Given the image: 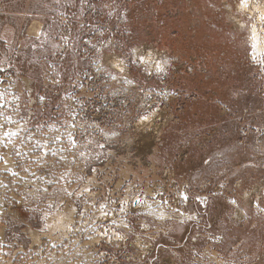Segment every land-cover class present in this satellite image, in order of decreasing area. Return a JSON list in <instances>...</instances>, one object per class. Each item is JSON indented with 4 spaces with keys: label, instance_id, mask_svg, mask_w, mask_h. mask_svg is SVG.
I'll return each mask as SVG.
<instances>
[{
    "label": "rangeland",
    "instance_id": "obj_1",
    "mask_svg": "<svg viewBox=\"0 0 264 264\" xmlns=\"http://www.w3.org/2000/svg\"><path fill=\"white\" fill-rule=\"evenodd\" d=\"M241 1L0 0V264H264Z\"/></svg>",
    "mask_w": 264,
    "mask_h": 264
},
{
    "label": "bare ground",
    "instance_id": "obj_2",
    "mask_svg": "<svg viewBox=\"0 0 264 264\" xmlns=\"http://www.w3.org/2000/svg\"><path fill=\"white\" fill-rule=\"evenodd\" d=\"M238 10L246 12L250 17H253V16H255V14L259 13L255 17V22H254V24L251 25V28H250V31H249L250 37H251L252 42H253L254 53H256V55H257L261 50L264 51V26H263L264 19H262V17H264V0H263L262 3L261 2H256V0H246V4L241 1V3H239ZM149 56L147 58H146V56H144V57H142L141 60H143V62L147 61V63H148V59L151 58ZM254 56H255V54H254ZM153 66L156 69L160 68L159 66H157L156 63ZM153 66H151V68ZM154 111H152L149 116L141 117V119L139 120V124L142 123V122L145 123V121L147 122L148 118L153 116Z\"/></svg>",
    "mask_w": 264,
    "mask_h": 264
},
{
    "label": "snow or ice",
    "instance_id": "obj_3",
    "mask_svg": "<svg viewBox=\"0 0 264 264\" xmlns=\"http://www.w3.org/2000/svg\"><path fill=\"white\" fill-rule=\"evenodd\" d=\"M242 2L246 4V0H242ZM262 19H264V17H262ZM233 203H235V201H233Z\"/></svg>",
    "mask_w": 264,
    "mask_h": 264
},
{
    "label": "built area",
    "instance_id": "obj_4",
    "mask_svg": "<svg viewBox=\"0 0 264 264\" xmlns=\"http://www.w3.org/2000/svg\"><path fill=\"white\" fill-rule=\"evenodd\" d=\"M122 80H126V77L124 76V77H122Z\"/></svg>",
    "mask_w": 264,
    "mask_h": 264
}]
</instances>
